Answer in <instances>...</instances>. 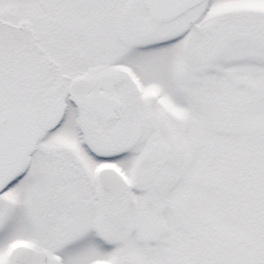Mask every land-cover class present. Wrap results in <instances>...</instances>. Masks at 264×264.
<instances>
[{"label": "snow or ice", "instance_id": "snow-or-ice-1", "mask_svg": "<svg viewBox=\"0 0 264 264\" xmlns=\"http://www.w3.org/2000/svg\"><path fill=\"white\" fill-rule=\"evenodd\" d=\"M0 264H264V0H0Z\"/></svg>", "mask_w": 264, "mask_h": 264}]
</instances>
